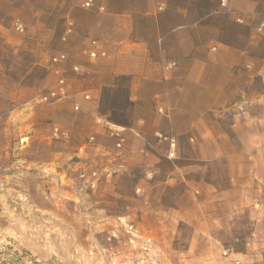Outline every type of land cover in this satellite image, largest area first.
Instances as JSON below:
<instances>
[{"label":"rangeland","instance_id":"obj_1","mask_svg":"<svg viewBox=\"0 0 264 264\" xmlns=\"http://www.w3.org/2000/svg\"><path fill=\"white\" fill-rule=\"evenodd\" d=\"M83 1L0 0V264H264V241L253 235L259 229L244 211L236 219V240L225 208L219 210V223L208 227L212 231L197 238L185 220L163 219L170 210L152 213L149 207L158 205L152 165L128 159L120 170L121 149L94 115L75 111L68 100L56 105L32 101L54 84L49 58L67 42L61 39L71 19L66 13ZM196 2L187 0L190 8ZM201 2L226 28L245 25L253 43L264 41V0H257L254 12L242 11L238 0L225 6L221 0ZM238 14L243 23L236 22ZM15 20L24 24V33L15 31ZM212 34L202 35L211 41ZM220 34L226 36L227 29ZM249 54L264 59V46ZM70 69L72 77L79 76ZM72 80L68 77L73 87ZM253 84L264 91V81L256 78ZM122 97L107 92L100 109L109 110V118L120 115L115 102ZM54 126L67 137L54 138ZM100 139L109 142L107 147L113 142L114 152L107 148L110 154L103 155ZM216 168L222 171L224 164ZM93 170L95 186L90 187L79 175ZM180 188L168 190L167 200H174ZM148 236L150 252L142 248Z\"/></svg>","mask_w":264,"mask_h":264},{"label":"crops","instance_id":"obj_2","mask_svg":"<svg viewBox=\"0 0 264 264\" xmlns=\"http://www.w3.org/2000/svg\"><path fill=\"white\" fill-rule=\"evenodd\" d=\"M113 1L93 0L90 8L78 2L66 13L74 26L60 50L68 56L61 67L67 65L64 74L73 78L70 90L80 111L126 128L118 167L124 169L128 159L152 165L158 204L149 207L152 213L170 210L164 220L183 219L203 238L225 208L236 240V219L244 211L259 229L253 235L264 241V91L253 84L264 81V59L249 54L252 48L261 51L264 41L253 43L245 25L226 28L200 0L192 8L187 0ZM238 1L242 11L257 10V0ZM207 30L211 41L202 35ZM91 40L104 57L86 55ZM74 64L78 77L69 71ZM107 92L123 96L115 102L120 115L114 118L100 109ZM157 133L175 138V160L166 159L168 143ZM107 143L97 142L103 155L114 152L113 142ZM220 162L222 171L216 168ZM176 186L179 193L168 201L166 193Z\"/></svg>","mask_w":264,"mask_h":264},{"label":"built area","instance_id":"obj_3","mask_svg":"<svg viewBox=\"0 0 264 264\" xmlns=\"http://www.w3.org/2000/svg\"><path fill=\"white\" fill-rule=\"evenodd\" d=\"M227 3V0H221V5L225 6ZM93 5V0H86L82 3V6L85 8H90ZM162 5L160 4L158 6V10L162 9ZM102 9V8H99ZM236 22L243 23L244 18L242 15L238 14L235 18ZM13 28L15 31L19 33H24L25 26L24 24L19 21L15 20L12 23ZM74 23L71 19H67L65 22V30L61 37L63 41L67 40V36L71 34L73 30ZM263 24L260 25L258 28L259 31L262 30ZM86 55L91 59H96L98 57H104L106 54L104 51L99 50L98 43L96 40H91L90 42V48L84 51ZM68 59L67 53L64 51H58L55 54H52L49 58L50 62V68L53 71V73L56 75V80L54 84L49 87L44 93L37 95L32 101L35 103H45L48 105H56L60 101L68 100L72 103V107L75 111L80 110V104L77 101L76 97L74 96V93L70 90V85L68 82V79L66 78L64 74V70L61 67L63 63H65ZM71 70L75 73H78L80 68L79 65L74 64L71 66ZM82 98L84 100H90L91 96L89 93H83ZM161 113L164 115H168V112L166 110L159 109ZM94 121L96 124L102 126L107 134L112 137L115 140V146L119 150L123 148V145L126 141L125 139V131L126 128L120 125H116L109 120L99 116H94ZM52 134L53 137L56 139H61L67 137L68 133L66 131L61 130L59 127L54 126L52 128ZM157 136L161 140H165L168 143V150L166 153L167 158H174L175 157V149H176V140L171 135H163L161 133H157ZM94 139L93 136L89 137V142H91ZM80 178L85 180L87 184L90 187L95 186V177H96V171L93 170L90 174H86L84 172L80 173ZM128 231H132V225H128ZM152 240L151 237L144 238L143 242V250L150 252L152 249Z\"/></svg>","mask_w":264,"mask_h":264}]
</instances>
